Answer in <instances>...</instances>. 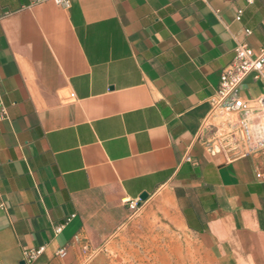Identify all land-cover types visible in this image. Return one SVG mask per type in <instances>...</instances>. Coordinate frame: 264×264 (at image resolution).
Here are the masks:
<instances>
[{"label": "crops", "instance_id": "1", "mask_svg": "<svg viewBox=\"0 0 264 264\" xmlns=\"http://www.w3.org/2000/svg\"><path fill=\"white\" fill-rule=\"evenodd\" d=\"M242 41L264 0H0V264H264V149L212 108Z\"/></svg>", "mask_w": 264, "mask_h": 264}, {"label": "built area", "instance_id": "2", "mask_svg": "<svg viewBox=\"0 0 264 264\" xmlns=\"http://www.w3.org/2000/svg\"><path fill=\"white\" fill-rule=\"evenodd\" d=\"M241 13V10L237 12L236 20L240 19ZM249 34L250 31L245 32L246 36ZM250 75L254 80L264 82V46L254 50L246 41L238 42L234 48L232 61L221 71L212 105L213 110L223 117L225 131L229 134L226 146H229L234 155L264 149V93L253 101H247L240 97L238 90ZM1 117L3 113H0ZM126 204L131 213H135L142 201L127 200ZM40 251L25 253L24 261L31 262Z\"/></svg>", "mask_w": 264, "mask_h": 264}, {"label": "water", "instance_id": "3", "mask_svg": "<svg viewBox=\"0 0 264 264\" xmlns=\"http://www.w3.org/2000/svg\"><path fill=\"white\" fill-rule=\"evenodd\" d=\"M146 197H147L146 194H142V195L140 196V200L143 201Z\"/></svg>", "mask_w": 264, "mask_h": 264}]
</instances>
